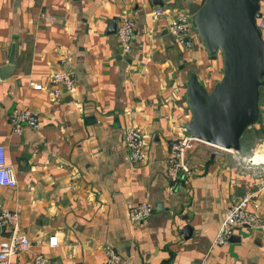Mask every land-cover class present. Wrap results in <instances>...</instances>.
<instances>
[{
	"label": "crops",
	"instance_id": "obj_1",
	"mask_svg": "<svg viewBox=\"0 0 264 264\" xmlns=\"http://www.w3.org/2000/svg\"><path fill=\"white\" fill-rule=\"evenodd\" d=\"M194 1L0 0V143L18 178L14 188L0 185V208L19 211L32 243L11 264H34L38 253L52 264H102L108 242L124 264H264L261 229L239 226L228 242L214 244L224 212L237 199L250 195L248 209L264 215V166L250 162L247 141L233 152L199 143L187 155L191 175L169 188L170 142L192 115L187 84L196 75L211 92L224 74L222 52L211 54L194 24L191 47L169 31L174 13ZM158 7L167 12L154 16ZM122 17L136 22L129 53L116 35ZM58 70L68 71L76 85L73 91L62 86L56 100L52 75ZM15 107L40 111V128L16 134L9 121ZM128 126L147 136L141 162L128 159ZM252 128L248 143L257 151L264 85ZM131 201L149 202L154 211L131 223ZM54 234L60 242L52 247ZM8 235L0 230V240Z\"/></svg>",
	"mask_w": 264,
	"mask_h": 264
},
{
	"label": "water",
	"instance_id": "obj_2",
	"mask_svg": "<svg viewBox=\"0 0 264 264\" xmlns=\"http://www.w3.org/2000/svg\"><path fill=\"white\" fill-rule=\"evenodd\" d=\"M261 1L197 0L188 6L206 48L211 54L220 50L224 60L223 78L211 92L196 75L187 84L192 115L186 129L208 144L239 151L245 131L259 119L264 85ZM15 52L13 45L9 69L14 66Z\"/></svg>",
	"mask_w": 264,
	"mask_h": 264
},
{
	"label": "built area",
	"instance_id": "obj_3",
	"mask_svg": "<svg viewBox=\"0 0 264 264\" xmlns=\"http://www.w3.org/2000/svg\"><path fill=\"white\" fill-rule=\"evenodd\" d=\"M118 2L121 0H110ZM200 1V0H199ZM167 10L158 7L155 9L154 16H161ZM264 17V12H263ZM136 22L129 17H122L119 21L117 29V37L123 46L125 53H129L132 48V40ZM169 31L176 37L178 42L184 47L193 45V37H195L192 16L187 10H178L172 16L169 23ZM54 88L51 95L58 100L62 96L63 88L73 91L75 89V81L72 75L65 70H58L52 75ZM29 86L34 89H42L41 83L30 82ZM9 121L14 128L16 134L21 135L25 127L39 129L41 126V113L36 109L15 107L10 114ZM146 134L138 127L128 126L123 132V143L128 152V159L132 162H141L145 158V148L147 146ZM258 149L250 158V162L259 166H264V136L259 139ZM199 143L203 142L192 136L186 127L179 135H174L170 142V148L167 158L166 175L169 179L170 190H175L180 182L189 177L192 173L187 163V155L193 151ZM211 145V144H210ZM218 150L233 152L232 149H225L214 146ZM6 146L0 143V185L14 188L18 184L17 173L14 165L7 160ZM262 152V158L257 160L256 154ZM251 202V196L247 195L234 201L232 205L224 212L223 219L220 222L214 244L222 245L228 242L233 230L239 226H250L261 229L264 232V215L259 216L251 212L248 207ZM126 209L131 223H138L149 217L154 211V207L149 202H128ZM0 230L8 231L9 235L0 240V264H11V259L20 254L27 253L31 247V239L29 235L21 230V215L19 211L3 206L0 208ZM60 237L54 234L49 238L48 244L52 247L58 246ZM104 261L102 264H124L121 253L111 243L104 244ZM34 264H52L51 258L44 253H38L33 259Z\"/></svg>",
	"mask_w": 264,
	"mask_h": 264
},
{
	"label": "rangeland",
	"instance_id": "obj_4",
	"mask_svg": "<svg viewBox=\"0 0 264 264\" xmlns=\"http://www.w3.org/2000/svg\"><path fill=\"white\" fill-rule=\"evenodd\" d=\"M262 89V88H261ZM254 133H253V128H252V126H250L246 131H245V136H243L242 137V140L245 142V141H247L246 143H245V152H246V154L248 153L247 151H249L250 152V154H251V152H252V156L256 153V148H255V145H253V146H249V145H251L250 143H248L249 142V139H248V137L251 135H253ZM262 134H264V133H261V134H259L260 135V137H257V139L256 138H254V142H255V144H258V143H260L259 142V139L260 138H263L262 137ZM258 136V135H257ZM248 147V148H247ZM255 148V149H254ZM251 149H252V151H251Z\"/></svg>",
	"mask_w": 264,
	"mask_h": 264
},
{
	"label": "bare ground",
	"instance_id": "obj_5",
	"mask_svg": "<svg viewBox=\"0 0 264 264\" xmlns=\"http://www.w3.org/2000/svg\"><path fill=\"white\" fill-rule=\"evenodd\" d=\"M263 148V152H264V147H262ZM262 153V152H261ZM261 153H260V156L258 157L259 159H261L262 158V155H261ZM261 161H264V159H261Z\"/></svg>",
	"mask_w": 264,
	"mask_h": 264
},
{
	"label": "trees",
	"instance_id": "obj_6",
	"mask_svg": "<svg viewBox=\"0 0 264 264\" xmlns=\"http://www.w3.org/2000/svg\"><path fill=\"white\" fill-rule=\"evenodd\" d=\"M261 88H262V87H261ZM253 125H254V124H253ZM248 128H249V127H248ZM248 128H247V129H248ZM263 136H264V134H262V137H263Z\"/></svg>",
	"mask_w": 264,
	"mask_h": 264
}]
</instances>
